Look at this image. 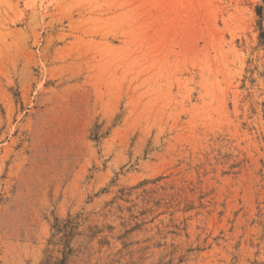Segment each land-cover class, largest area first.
<instances>
[{"label":"rangeland","instance_id":"obj_1","mask_svg":"<svg viewBox=\"0 0 264 264\" xmlns=\"http://www.w3.org/2000/svg\"><path fill=\"white\" fill-rule=\"evenodd\" d=\"M264 0H0V264H264Z\"/></svg>","mask_w":264,"mask_h":264},{"label":"trees","instance_id":"obj_2","mask_svg":"<svg viewBox=\"0 0 264 264\" xmlns=\"http://www.w3.org/2000/svg\"><path fill=\"white\" fill-rule=\"evenodd\" d=\"M264 12V7L260 8L259 13L262 14Z\"/></svg>","mask_w":264,"mask_h":264}]
</instances>
